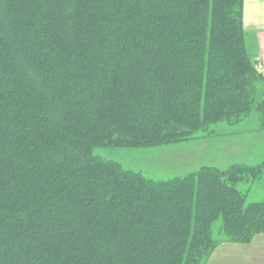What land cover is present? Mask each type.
<instances>
[{
	"label": "trees",
	"instance_id": "trees-1",
	"mask_svg": "<svg viewBox=\"0 0 264 264\" xmlns=\"http://www.w3.org/2000/svg\"><path fill=\"white\" fill-rule=\"evenodd\" d=\"M243 1L0 0V264H206L264 234V163L155 182L94 155L264 117Z\"/></svg>",
	"mask_w": 264,
	"mask_h": 264
},
{
	"label": "rangeland",
	"instance_id": "rangeland-1",
	"mask_svg": "<svg viewBox=\"0 0 264 264\" xmlns=\"http://www.w3.org/2000/svg\"><path fill=\"white\" fill-rule=\"evenodd\" d=\"M257 115L260 120L264 121L263 116L259 113ZM254 117L253 115L251 119ZM254 122V120H250L248 124L254 125ZM238 125H219L212 128L213 136L200 133L195 136V140L184 143L141 150L99 148L94 150V155L103 160L115 162L125 170L140 173L146 179L155 182L183 177L205 166L225 170L231 165L242 162L255 164L264 161V142H253L257 147L255 150L250 146L233 145L235 150L249 151L252 149L257 151V153L252 152L248 156L234 154L230 151L229 147L232 142H227V138H231L229 134L234 130L240 129V126L237 127ZM244 186L250 190L247 196L248 203L264 200V175L260 183L249 187ZM219 228L220 221L218 220L213 224L212 232L214 237L221 242L222 236L218 235Z\"/></svg>",
	"mask_w": 264,
	"mask_h": 264
},
{
	"label": "crops",
	"instance_id": "crops-1",
	"mask_svg": "<svg viewBox=\"0 0 264 264\" xmlns=\"http://www.w3.org/2000/svg\"><path fill=\"white\" fill-rule=\"evenodd\" d=\"M242 25L245 34L246 49L252 57L257 72L264 78V0H244ZM255 116L251 119L252 116ZM254 120V125L248 124ZM260 117L253 113L248 119L240 123V129L229 134L230 151L234 154L248 156L257 149L253 142H264V131H259ZM234 146H250L254 150H235ZM255 164L240 163L248 166ZM236 165V164H235ZM232 166V165H231ZM212 167V166H211ZM230 167V166H229ZM228 167V168H229ZM206 264H264V234L253 238L246 245L220 243L214 250Z\"/></svg>",
	"mask_w": 264,
	"mask_h": 264
}]
</instances>
